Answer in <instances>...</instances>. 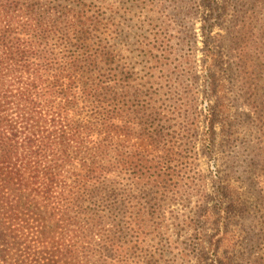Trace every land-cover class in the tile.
<instances>
[{
	"label": "trees",
	"instance_id": "trees-1",
	"mask_svg": "<svg viewBox=\"0 0 264 264\" xmlns=\"http://www.w3.org/2000/svg\"><path fill=\"white\" fill-rule=\"evenodd\" d=\"M55 2L0 0V264H151L156 254L150 263L139 250L154 248L148 234L152 218H165L157 216L155 202L170 186L169 194L177 196L189 184L190 168L195 171L188 161L199 136L188 142L177 138L183 131L181 92H187L186 76L194 74L195 61L182 55L185 41L169 35L173 19H190L191 13L158 14L165 20L157 35L175 42L168 50L157 36L135 40L130 7L120 14L102 11L96 0ZM138 43L146 59L165 54L156 56L160 75L136 74ZM242 66L246 72L255 68L264 83L262 58H247ZM15 81L21 86L15 88ZM214 81L209 73L205 93L215 104L206 106L210 122L203 137L213 157L220 149L217 104H224L227 92L218 96ZM165 103L174 107L168 127ZM259 146L260 154L242 174L248 179L264 171ZM228 156L239 160L236 150ZM224 177L213 183L215 204L200 219L226 244V229L236 225L244 208L232 202V177ZM257 201L264 208V196ZM243 253L245 264L264 263V252L255 260ZM221 261L217 257L214 264Z\"/></svg>",
	"mask_w": 264,
	"mask_h": 264
},
{
	"label": "rangeland",
	"instance_id": "rangeland-1",
	"mask_svg": "<svg viewBox=\"0 0 264 264\" xmlns=\"http://www.w3.org/2000/svg\"><path fill=\"white\" fill-rule=\"evenodd\" d=\"M66 1L69 0H56L55 5H64ZM96 3L107 13L124 14L125 7L132 8L128 21L135 26V40H143L145 37L142 34L149 41L153 36L159 37L157 33L163 31L161 22L165 20L159 17L160 12L177 13V9H180V12L191 13L190 19H173L174 25L169 35L175 42L184 40L182 55L195 61L194 74L186 76L191 80L185 84L187 92H181L185 99L179 111L183 131L181 135L177 134V138L188 142L194 135L199 136L193 158L188 161L193 163L195 171L199 169L198 175H194L195 171L190 168L193 172L187 177L189 184L181 187L177 196L169 194L174 187L168 181L171 187L168 193L158 196L155 202L157 216L165 213V218H152L148 234L155 246L144 248L147 252L140 248L141 259L150 262L149 256L156 254L152 258L154 264H214L216 258L221 257V264H245L248 259V255L243 253L245 251L251 252L253 260L261 257L264 252V208L257 199L264 196V171L253 173L249 179L248 175L242 174L247 170V163L260 154L259 144H262L264 154V83L255 68L246 72L242 63L247 62V58L249 61L262 58L264 63V50L258 47L264 46V0H197L188 3L176 0H96ZM117 16L120 18L115 23L121 21V15ZM124 27L125 24L116 26L115 30ZM159 38L166 41L164 48L168 50L175 43L170 38ZM118 48L124 51L121 44H118ZM135 49V72L139 78L146 74L160 75L156 56L165 54L155 53L150 60L146 59L143 44H136ZM209 73L216 78L214 86L218 85V96L224 97L223 90L227 91L224 104H217L219 119L214 129L220 149L214 157L203 146L206 125L210 122L206 106L215 104V98L208 100L205 93L210 84ZM28 75L27 72L23 77L27 80ZM14 84L15 88L21 86L17 81ZM173 108L169 103L164 105L162 118L167 127L174 122ZM121 120L117 122L123 125ZM235 150L239 160L228 156ZM224 176L232 177V202L239 200L244 208L236 218V225L231 230L226 229L229 235L226 244L219 240L213 227L205 228L203 225V218L215 204L213 183L217 178L222 181ZM180 177L183 178L182 175ZM168 178L170 180V176ZM186 180L181 184H185ZM158 222L161 223L160 230L155 228ZM236 226H239L238 230L234 229ZM249 227L254 232L247 233ZM199 230H204L206 234L201 235ZM159 242L162 246L157 248ZM187 248L189 251H185ZM209 248H215L212 254H208Z\"/></svg>",
	"mask_w": 264,
	"mask_h": 264
}]
</instances>
